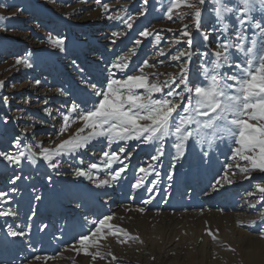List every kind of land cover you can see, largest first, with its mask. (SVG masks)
<instances>
[{"label":"rangeland","instance_id":"374dc122","mask_svg":"<svg viewBox=\"0 0 264 264\" xmlns=\"http://www.w3.org/2000/svg\"><path fill=\"white\" fill-rule=\"evenodd\" d=\"M223 3L234 9L225 13L228 32L217 22L216 0H205L199 5L203 23L200 32L193 27L190 16L179 15L189 9L175 10L169 19L170 0H147L146 4L144 0H0V151L25 153L19 166L0 158V192L7 193L0 198V211L17 213L0 216V264H212L216 254L234 257L240 251L245 256L232 263H243L246 253H254L264 264V200H260L255 189L256 183L264 182V173L253 171L250 179H244L239 169H226L225 165L233 162L234 147L227 137L212 144L193 139L179 160L174 159L175 150L166 145L159 161L151 159L155 154L151 146L132 141L123 145L132 153L129 159L121 157L127 168L111 187L92 188L89 184L93 181L75 176L76 170L87 171L91 163L101 166V170H93L94 180L110 176L103 167L102 152L111 151L116 145L109 148L103 140L77 154L56 157L55 169L39 155L34 164L27 160L29 149L39 153L41 148H54L81 126L77 122L68 132H59L63 117L75 116L69 111L73 103L91 108L98 99L89 84L103 87L109 65L133 48L137 54L132 58L130 72L134 73L135 66L147 59L157 67L146 71L175 73L180 62H172L170 55L187 48L175 40L183 25L188 24L193 32L191 69L195 73L200 54L208 52L214 58L217 43L237 41V30L244 35L246 47H251L253 40L257 41V48L264 44L260 29L253 27L257 22L264 24V4L260 0H250L247 6L243 0ZM103 4L109 5L107 11ZM116 16L123 19H114ZM128 16L133 17L129 21L132 29L123 22ZM239 17L246 21L244 25H239ZM144 29L154 30V35L159 33L161 43L156 44L154 35L140 37L139 32ZM113 32L122 35L116 38ZM205 33L209 35L208 42L203 40ZM225 37L229 39L226 41ZM56 39H63V51L50 42ZM136 39L142 41L139 47L134 43ZM160 49L170 55L160 57ZM233 51L236 56L241 55ZM18 58H27L32 67L17 64ZM122 75L118 73L116 78ZM58 89L67 94L61 95ZM16 140L20 141L19 148L15 147ZM149 165L152 168L147 175L140 171ZM225 172L233 183L222 181L221 187L216 180ZM14 176L20 179L13 185L10 181ZM141 178L142 187L134 188ZM12 188L17 190L13 192ZM135 190L144 194L141 199ZM36 196L41 199L36 200ZM134 197L137 203L132 202ZM93 199L94 207H89ZM143 199L148 205L141 203ZM125 204L133 207L124 211ZM151 204L153 208H149ZM102 209L108 211L104 213ZM104 216H112L110 223L126 230L128 236L119 232L106 235L100 241L105 259L93 261L74 246L78 248L79 236L93 230V221ZM118 218L126 219L117 224ZM43 225L47 228L41 231ZM9 229H22L27 236L14 237L13 242ZM67 232H71L72 239ZM19 247L21 258L13 260L12 252ZM108 252L116 257L115 261ZM191 254L196 256L194 260ZM47 255L51 259H45ZM61 255L66 258L57 259ZM37 256L43 260L37 261Z\"/></svg>","mask_w":264,"mask_h":264},{"label":"snow or ice","instance_id":"6c2138e0","mask_svg":"<svg viewBox=\"0 0 264 264\" xmlns=\"http://www.w3.org/2000/svg\"><path fill=\"white\" fill-rule=\"evenodd\" d=\"M264 4V0H260ZM147 3V0H144ZM205 0H170L168 8L169 19L175 10L186 8L190 11L179 12L180 16H190L192 25L197 32L203 28L202 9ZM245 6L250 0H243ZM217 7L214 9L217 22L223 25L224 32H228V25L224 23L225 13H232L234 9L223 3V0H216ZM105 11L109 5L103 4ZM246 12V9H244ZM143 13H141L142 15ZM114 19H123L120 16ZM133 19L128 16L123 22L128 29L133 28ZM239 25H244L246 21L238 18ZM260 29V35L264 38V24L257 22L253 25ZM171 31V29H169ZM122 33L113 32L112 36L119 38ZM154 30L144 29L139 32L140 37L145 39L153 37ZM157 45L161 43L159 33L154 35ZM229 38L225 37L227 41ZM203 40L208 42L209 35L205 33ZM244 35L237 30V41L218 42L214 50V58L208 52L200 54V64L195 73L191 69L193 60V32L188 24H184L179 36L175 40L176 44H186L185 50L177 49L175 54L170 55L164 49H160L158 55L167 58L170 55L172 62H180L179 69L175 73H160L156 71H146V69L156 68L155 63H150L145 59L135 66V72H130L132 58L137 54L133 48L129 52L120 55L106 69L109 73L105 77V84L99 87L95 83H90L92 95L98 99L89 108L73 103L70 114L63 117L64 124L59 129L61 134L68 132L72 125L80 122V127L75 132L56 144L54 148H41L39 153L29 149L27 160L36 163L37 155L48 163V166L55 169L58 164L54 162L56 157L64 154H77L82 150H87L91 144L103 140L106 146L116 148L111 151H103L105 158L102 163L109 171V178L96 177L94 180L93 170H101L97 163H91L88 170L78 169L75 176L86 177L93 181L97 187H111L117 182L121 174L125 172L127 165L123 164L124 159H129L132 155L128 152L126 145L132 141L151 146L155 154L151 156L153 161H159L165 154L166 145H170L175 150V160L185 156L187 144L198 138L212 144L214 141H222L225 137L232 140V163L225 165L226 169H239V173L244 175V179H250L253 171L264 173V44L257 48V41H252L251 47L244 44ZM55 46L63 51V39L50 40ZM115 43V40H113ZM139 47L142 44L140 39L134 41ZM241 55L236 56L234 54ZM31 68L32 64L27 58L16 61ZM76 62L73 61V64ZM161 64L164 61H160ZM83 71V69H81ZM123 74L121 78H116L117 74ZM165 79H161V76ZM195 77V78H193ZM39 83V81H37ZM0 87H3L0 82ZM61 95L67 93L58 89ZM123 142V144L121 143ZM20 141H15V147L19 148ZM207 155V153H204ZM24 152H3L0 151V158L9 165L19 166ZM243 162V163H241ZM114 164H120L118 169H113ZM174 167V165H173ZM140 168V171L147 175L149 169ZM235 176L236 173L232 172ZM19 176H14L10 181L13 185L19 180ZM49 179H51L49 177ZM169 180L172 176L169 175ZM143 178L138 180L133 187H142ZM224 183H233L229 179L228 173L221 179L216 180V184L223 186ZM256 192L260 194V200H264V182L255 184ZM17 189L12 188L15 192ZM255 193H249L254 195ZM7 193L0 192V198ZM40 200V196L35 197ZM259 202V201H258ZM143 211V209H141ZM33 214H35L33 212ZM15 216V211H0V216ZM264 218V213L261 214ZM112 216H104L102 219L93 221L94 228L87 234H81L77 240V252H83L90 256L93 261L97 258L105 259V254L100 250L101 239L106 235H117L123 233L126 237L128 233L122 228L110 223ZM47 228L43 225L41 231ZM107 229V233L104 230ZM11 237H23L24 230L9 229ZM208 234L213 235L210 230ZM138 239V237H129ZM215 239V236H213ZM122 243L127 242L121 241ZM96 251H90V249ZM115 261L116 257L111 252L107 253ZM36 260L41 257L37 256ZM48 259V258H45Z\"/></svg>","mask_w":264,"mask_h":264},{"label":"bare ground","instance_id":"6f19581e","mask_svg":"<svg viewBox=\"0 0 264 264\" xmlns=\"http://www.w3.org/2000/svg\"><path fill=\"white\" fill-rule=\"evenodd\" d=\"M226 140V139H225ZM225 142V141H224ZM226 142H227V140H226ZM227 144V143H226ZM189 156V155H188ZM104 172V171H103ZM146 177V176H145ZM106 178H109L108 176L106 177ZM121 178V177H120ZM114 185H115V183H113ZM89 186H91L92 188L94 187V186H96V184L95 183H92V184H89ZM197 186V185H196ZM137 189H139V188H137ZM136 191V194L137 195H139L140 194V199H141V195L143 196L144 194L143 193H141L140 191H137V190H135ZM216 191H218V190H216ZM157 192V191H156ZM156 192H154V193H156ZM147 194V193H146ZM157 196V195H156ZM211 196V195H210ZM207 198V197H206ZM154 201H155V198L153 199ZM152 200V201H153ZM110 201H114V200H109V202ZM132 202L133 203H137V200L135 199V197L133 198V200H132ZM156 202V201H155ZM94 203H95V200L93 199V203L91 202V201H89V207H94ZM143 205H148L147 203H145V201H144V199L142 200V202H141ZM155 204V203H154ZM170 204H173V205H175V203H170ZM193 204L194 205H197V200H194L193 201ZM126 206H124V208H123V210L124 211H126L128 208H130L131 206H132V204H130V205H128V204H125ZM156 205V204H155ZM160 205V204H159ZM178 205H181V204H179L178 203ZM152 206H154V205H149V208H153ZM156 206H158V204L156 205ZM133 207V206H132ZM158 207H162L161 205L160 206H158ZM71 208H74L75 209V207H71ZM143 208H145L144 206H143ZM133 209V208H132ZM155 209V208H154ZM108 210H106V209H102V212H107ZM125 219L126 218H118V219H116V223L118 224V223H122L123 221H125ZM115 220V219H114ZM111 222H113V221H111ZM125 223V222H124ZM112 224H114V223H112ZM241 224V223H240ZM31 230V229H30ZM32 232H34V231H32ZM70 238H71V232H67L66 233ZM29 235V234H28ZM44 235V234H43ZM63 235V234H62ZM27 236V235H26ZM30 236V235H29ZM68 238V237H67ZM69 239V238H68ZM67 239V240H68ZM72 239V238H71ZM11 240H14L13 242H15V238L14 237H12L11 238ZM21 240V239H20ZM18 241V240H17ZM62 241V240H61ZM60 241V242H61ZM172 241V240H171ZM171 241H169V242H171ZM179 244V243H178ZM102 245V244H101ZM76 246V245H75ZM179 247V246H178ZM1 249H3V248H1ZM20 247L18 248V249H16L15 250V252H12V256H14V259L13 260H18V259H20L21 257H19V255H18V251H20ZM27 249V248H26ZM29 250V249H28ZM6 252V251H5ZM164 252V251H163ZM2 255H3V253H2ZM8 254H5L4 256H7ZM163 255H164V253H163ZM162 255V256H163ZM191 256H192V259L194 260L195 258H196V256L194 255V254H191ZM245 256V253L244 252H242V251H240V252H236V256H234V257H231L229 254H227V253H225V254H216V256H215V261L214 262H212V264H250V262H252V264H260V262H259V254H254V253H251V254H249V253H246V260H244V262L243 263H232V260L233 259H238V257H241V258H243ZM47 258H49L50 256L49 255H47L46 256ZM61 257H63L62 255L61 256H58V258L57 259H59V258H61ZM55 258V259H56ZM63 258H66V256H64ZM68 258V257H67ZM49 259H51V258H49ZM13 260H11V261H13ZM43 260V258H41L40 259V261H42ZM35 261V260H34ZM38 261V260H37ZM33 264L35 263V262H32ZM194 264V263H193Z\"/></svg>","mask_w":264,"mask_h":264}]
</instances>
